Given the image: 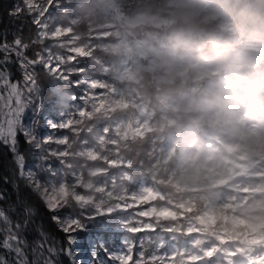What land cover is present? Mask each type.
<instances>
[{
  "label": "trees",
  "instance_id": "trees-1",
  "mask_svg": "<svg viewBox=\"0 0 264 264\" xmlns=\"http://www.w3.org/2000/svg\"><path fill=\"white\" fill-rule=\"evenodd\" d=\"M178 1L115 0L122 13L129 16L141 13L167 16ZM221 1L222 8L224 7L231 18V30L220 28L217 18L205 21L200 15H195V19L188 24L175 20L168 26L141 24L133 27L136 36L151 42L154 46L159 48L164 46L185 53L183 56L186 61L191 60L204 66L216 58L220 63L215 73L206 75L195 87L196 82L190 78L157 83L149 72L145 71L141 78L143 83L137 84V87L144 102L152 110L150 129L142 134L119 136L115 130L117 124L130 120L138 113L134 105L123 107L118 103L115 104V108L109 107L103 111L97 109L96 112L87 114L86 119L82 117L83 126L75 133L68 128L60 130V133H69L75 148L87 147L96 144L98 139L105 138L101 155L97 158L80 155L69 158L65 155V162H61L56 155H51L55 151L53 143L44 144L43 148L46 151L42 153L34 144L26 142L20 130L17 131L15 151H12L10 145L0 141V194H2L0 210L6 211L15 221L18 219L21 202L31 209V219L24 232L30 246L41 240L46 242L47 246L52 238L60 241L62 248H68L67 235L52 216L54 214L62 218L68 215L75 216L81 213V208L84 210L79 219L85 225V229L77 230L72 235L81 241H86L87 238L96 243L103 241V245L106 246L119 243L122 233L115 227L120 221L119 218L127 217L126 214L131 213L129 210L100 214L92 204H80L77 207L70 199L71 207H62L57 213H52L25 179L31 170L44 183L49 182L48 178L56 182L64 178L68 183L74 184L76 176L72 172L75 171V174L80 173L84 181L89 180L105 188L113 186L118 190L123 189L132 193L146 183L151 185L152 190H156L157 194L151 199V203L169 207L172 215L148 217L152 227L148 229L149 235L146 237H142L146 231L132 234L136 248H140L137 243L142 237L146 253L150 252L160 239L166 241L165 246L160 249L167 248L169 242H174L181 248L171 264H262L257 258L262 255L261 251H264V219L255 218L248 223L243 220L242 224H234L236 217L240 216V213L235 214L236 209L232 208L236 204L220 205L221 191L207 185L210 176L203 174V171L196 176L191 169H185L184 163L183 155L186 149L190 148L189 139L197 136L205 138L208 132L215 134V128L223 123L221 116L224 114L220 115L218 122L209 119L214 103L220 100L217 106L225 107L230 99L228 94L239 89L237 85L251 82L252 86H256L264 78V46H253L241 32L238 23L241 15L253 20H258L264 15V0ZM34 2L43 6L47 0ZM92 2L93 0H59L61 7H55L56 0H53V6H50L49 11L41 18V21L48 25V29L45 30L33 23L32 16L26 12L19 16L10 15L15 6L23 7L22 0H0V43L7 41L11 44L19 36L24 43L29 44L25 55L29 59H36V53L45 49L50 51L60 49V46L53 43L55 39L50 37L43 38L39 43L34 42L40 40V32H52L57 25L61 28L69 27L71 29L69 35H76L79 43L93 46L89 48L87 57H78V63L72 61L67 64L69 68L86 69L84 73L69 74V79L72 81L81 78L96 79L122 88L126 81L114 76L112 66L121 61L124 53L118 48L114 50L112 46L116 43L117 37L113 36L106 24L110 11L108 14L89 18L84 14V9ZM105 30H110L109 34L104 37L97 36L99 32ZM178 36L184 41L183 47H178ZM243 54L246 56L243 59H250L240 60L239 55ZM11 60L12 62L6 65L10 80L23 83L24 69L14 55ZM35 70L41 101L37 106L30 104L26 119L34 126L37 139L42 141L47 129L44 121L38 122V112H41L39 117L54 120L64 118L84 102L82 98L76 100V96L86 95L87 90L83 84L76 86L58 77L57 79L51 77L39 64L35 65ZM206 84L211 90L205 88ZM217 86L222 88V93L224 92L220 97L215 94ZM55 88H58V92L54 90ZM96 90L105 89L97 87ZM199 93L207 94L211 100H206L204 109L198 107L196 111L188 110L185 103L189 99L196 100ZM67 95L73 98L70 99ZM200 111L203 114L198 115ZM227 124L228 122H225L224 127ZM83 139L85 142L81 143ZM61 148L64 146H58V149ZM18 155L24 158V176L21 175V168L17 163ZM41 155H44L46 160L41 161L39 159ZM47 164L52 167L54 174L50 173ZM76 188L86 193L91 191V188L85 189L81 184ZM149 204L150 201H144L136 207L145 208ZM94 213L99 217L88 219L89 214ZM107 222L111 225L109 228H103L102 223ZM46 237L47 240L44 239ZM97 237L100 239L97 240ZM97 249L99 254L105 252L99 246ZM29 255L31 257V248ZM54 259L58 264L73 262L62 252ZM147 263L158 264L151 259H148Z\"/></svg>",
  "mask_w": 264,
  "mask_h": 264
},
{
  "label": "rangeland",
  "instance_id": "rangeland-1",
  "mask_svg": "<svg viewBox=\"0 0 264 264\" xmlns=\"http://www.w3.org/2000/svg\"><path fill=\"white\" fill-rule=\"evenodd\" d=\"M187 3H189V0H179L175 2L174 8L169 10L167 16L142 13L136 14V16H129L122 13L119 4H116L114 0V3L108 10L110 14L107 12L109 16L106 24L113 36L117 37L116 43L112 44L114 50L118 48L124 53V56L117 65L112 66V70H114V76L122 81H126V84L124 87L120 88L112 85V83L99 82L95 79L92 80L96 85L95 87L87 89L85 87L87 90L86 95L81 96L84 102L79 104L80 106L74 111L65 115L64 118L54 120L49 117H39L41 116V112H38V122L41 123L44 121L43 124L47 129L44 138H52L53 142L51 143L54 144V152L58 154L56 156L59 161L65 162V155H68L69 158H74L76 155L97 158L101 155L105 138L98 139L96 144L75 148L69 133H60L62 129H53L49 127L47 124L48 119L54 122L64 121L67 125L64 128H68L71 132L75 133V131L81 130L83 126L81 118L85 117L86 119V117H88L87 114L96 112L97 109L103 111L109 107L115 108V104L118 103L123 107L132 104L137 108L138 114L128 121H120L115 130L119 136L121 135L123 137L142 134L151 128L150 117L152 116V110L146 105V102H144L141 92L137 87V84L142 85L143 82L141 78L145 71L149 72L157 83L161 81H172L177 78H181L182 80L190 78L196 82L194 85L195 87L202 82L206 75L213 74L218 70L220 63H218L216 58L206 63L204 66L192 62L191 60L186 61L183 56L185 53L177 52L174 49L170 50L164 46L160 48L154 46L151 42L136 36L132 30L133 27L141 24L168 26L171 22L176 20V11ZM196 3L198 7L195 15H200V18L205 21L217 18L220 28L223 30H231V18L226 13V10H224V7L222 8L223 3L221 0H201L196 1ZM57 28L61 29L62 32L66 29H70L69 27L61 28L57 25L54 30ZM110 30L99 32L97 36L104 37L109 34ZM70 33L71 31L55 39L53 43L60 46V49L51 51L52 54H60L67 57L71 54L67 50L69 48H83L89 53V48L93 46L87 43H79L78 39H76V35H69ZM252 45L254 46L255 44ZM244 57H246L244 54L239 55V58H241L240 60L250 59H243ZM62 68L69 67H67L66 64L63 65ZM49 74L51 77L57 79L56 75ZM65 74L69 75L67 72ZM11 82L16 83L13 81ZM261 82H264V78ZM17 84L24 90L26 101V108L21 116V126L30 127L34 130L32 123L30 122L29 124L28 119H26V115L30 104L37 106L38 103H40L41 93L38 89V94H29L25 89V81ZM237 86L239 89L235 93L228 94L230 99L225 107L221 108L219 107L220 105L217 106L220 100H217L214 106H212L213 111L209 119L218 122L220 115L224 114V116H221V121H223V123L215 128L216 133L212 134V132H208L205 138L202 136L190 138V148L186 149L183 156L186 170L187 168L191 169L196 176L201 171H203V174L210 176L211 179L209 181L207 180V185L211 186L214 190L221 191L220 205L236 204L232 208L236 209L235 214L239 212L240 216L236 217L234 224H242L243 220L248 223L255 218L259 220L264 219V110H257L255 112L250 110L248 103L249 94L250 90L254 87L251 82H246ZM97 87L104 88L105 90L97 91ZM205 88L211 90L210 86L207 84ZM221 89L222 88L217 86L215 90L216 96H222L224 92L222 93ZM54 90L58 92V88ZM0 94H5L4 89L0 88ZM67 96L70 99L73 98L71 95ZM196 100L192 101L189 99V101L185 103V107L193 111H196L198 107L204 109L206 100L211 99L207 94L202 95L199 93ZM201 114H203L202 111L198 113V115ZM3 120L4 117L0 116V122ZM225 122H228V124L224 127ZM18 130L19 128L17 131ZM59 138H62L63 142L55 143V139ZM84 142V139L81 140V143ZM58 146H64V148L58 149ZM46 167L50 170L51 174L54 173L50 165L47 164ZM59 171H61L60 168ZM95 172L96 171H93V173ZM63 173L65 174V172ZM72 174L76 176L74 184L68 183V180L64 178H61L60 182L68 184L69 192L73 197H82L80 204L88 205L90 203L100 214L112 213L119 210H129L131 212L126 214L127 217L119 218L120 221L117 222V227L115 228L122 233V236L119 243L113 246L104 245L108 252L123 250L125 247V239H127L129 243L135 242L136 245L134 235L132 234L137 231L132 232L126 229L134 228L138 231H146L145 236L142 235V237H146V235H149L148 229L152 227L148 222L150 221L148 217H167V215H172V211H170L169 207L151 203V199L155 197L157 192L156 190H152L150 184L144 183L139 189L129 193L123 189L118 190L113 186L105 188L101 184H94V182L89 180L84 181L79 172L75 174V171H73ZM48 180L49 182L47 183L56 184L57 186L60 183L52 178H48ZM78 184L83 185L85 189L91 188V191L86 193L76 188ZM144 201H150V204L145 208L136 207L144 203ZM142 237L139 238L137 243V246H140V248L134 247V253L136 254L134 259L142 252L144 257L143 264H148V259L155 260L158 264H171L174 261L176 253L181 249L174 242H169L170 245L167 248L160 249L165 246L164 244L166 241L159 239L157 245L152 248L150 252L146 253V250L143 248ZM44 239L47 240L48 237ZM49 244L56 250L59 248L57 256H60L61 252H59V250L62 248L60 241L51 238L47 245ZM96 244H103V241ZM76 251L79 254V259H88L86 255L80 253L78 248ZM96 251L98 252L97 248ZM108 252L105 251L103 254H99V256L101 259L107 261V264H114V262L108 258ZM261 253L262 255L257 258V261L264 264V251H261ZM69 258L72 260L74 259L73 257Z\"/></svg>",
  "mask_w": 264,
  "mask_h": 264
},
{
  "label": "snow or ice",
  "instance_id": "snow-or-ice-1",
  "mask_svg": "<svg viewBox=\"0 0 264 264\" xmlns=\"http://www.w3.org/2000/svg\"><path fill=\"white\" fill-rule=\"evenodd\" d=\"M23 7L17 5L13 8L10 15L19 16L21 13H27L32 16L33 23L38 25L41 29H48L46 22H42L41 18L45 16V13L49 11V7L53 6V0H47V3L43 6L37 4L34 0H22ZM55 7H61L59 0H56ZM70 29H66L63 32L57 28L52 32L42 31L39 33L40 40L34 41L36 43L42 42L43 38L58 39L61 35L70 32ZM66 43V42H63ZM29 44L24 43L23 40L17 36L12 43L7 41L0 43V88L4 89L5 94H0V116L4 117V120L0 122V141L6 145H10L12 151H15L17 129L23 133L26 138V142L34 144V147L40 150L42 153L46 151L43 148L44 144L53 142L51 137H45L43 140H38L35 132L30 127L21 126V116L26 108V101L24 97V90H22L17 83L10 81V76L6 65L12 62L11 58L14 55L17 58L22 69H24V81L26 91L31 93H39L36 80L35 65L39 64L43 68L47 69L48 73L56 75L58 78L69 81L70 84L79 86L85 85L86 89L95 87L96 85L92 80L87 78L77 79L72 81L69 79V75L65 73H84L86 71L83 67L62 68L63 65L69 62L76 61L78 63V57H87L88 53L83 48H69L67 49L70 55L67 57L60 54H52L50 49H45L43 52L36 53V59H29L25 55V50L28 49ZM47 53V55H45ZM82 97L76 96V100ZM49 127L56 129H63L67 125L64 121L54 122L51 119L47 120ZM6 125V127H5ZM55 143H62V138L55 139ZM51 155H58L54 151ZM41 161L46 160L44 155L39 157ZM17 163L21 168V175L24 176V158L23 156H17ZM43 167V165H40ZM54 174V173H53ZM25 179L29 181V187H31L36 193H38L44 200L47 209L52 213H57L58 209L62 207H71L69 200L80 206L82 197H72L69 192L68 184L60 182L56 184L42 183L37 178L36 174L29 170ZM2 198V194H0ZM18 219L13 220L10 215L4 210H0V264H58V261L54 259L58 255L57 250L50 244L46 246V242L43 240L37 242L35 245L30 246L24 236V232L28 221L31 219V209L21 202L19 206ZM81 213L75 216L68 215L67 217H61L58 214H54L52 219L60 225L61 230L67 235L69 247L61 248L59 252L73 257V264H107V261L100 258L99 253L96 251L97 246L108 252L104 248L103 244L97 245L91 238H87L86 241H81L78 237L72 235V233L84 231L85 225L79 219V215L83 214V208ZM111 214V213H109ZM99 217L97 214H89L88 219ZM110 223H102L103 228H109ZM128 231H138L134 228L126 229ZM100 238L97 237V240ZM124 249L118 252H108V258L114 262V264H143V253L134 259L136 255L134 253L135 242L129 243L127 239L124 241ZM31 248V257L29 255V249ZM80 250V253L88 257L87 260L79 259L76 249Z\"/></svg>",
  "mask_w": 264,
  "mask_h": 264
},
{
  "label": "clouds",
  "instance_id": "clouds-1",
  "mask_svg": "<svg viewBox=\"0 0 264 264\" xmlns=\"http://www.w3.org/2000/svg\"><path fill=\"white\" fill-rule=\"evenodd\" d=\"M113 3L114 0H93L92 4L84 9V14L89 18L99 17L107 13ZM197 7L196 0H189V3L176 11V20L184 24L190 23L191 20L195 19ZM238 23L241 32L252 44L264 46V15H261L258 20L241 15ZM177 42L178 47H183L182 37L178 36ZM248 103L252 112L264 110V82L257 84L250 90Z\"/></svg>",
  "mask_w": 264,
  "mask_h": 264
}]
</instances>
